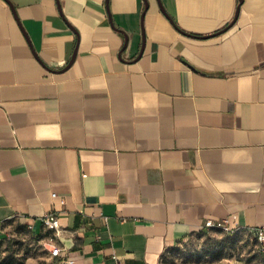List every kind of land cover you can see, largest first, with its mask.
<instances>
[{"label":"crops","instance_id":"obj_1","mask_svg":"<svg viewBox=\"0 0 264 264\" xmlns=\"http://www.w3.org/2000/svg\"><path fill=\"white\" fill-rule=\"evenodd\" d=\"M208 219L264 225V0H0V232L162 264Z\"/></svg>","mask_w":264,"mask_h":264},{"label":"rangeland","instance_id":"obj_2","mask_svg":"<svg viewBox=\"0 0 264 264\" xmlns=\"http://www.w3.org/2000/svg\"><path fill=\"white\" fill-rule=\"evenodd\" d=\"M45 235L14 220L0 232V264H65L50 258ZM162 264H264L248 229L204 228L189 234L161 257Z\"/></svg>","mask_w":264,"mask_h":264},{"label":"built area","instance_id":"obj_3","mask_svg":"<svg viewBox=\"0 0 264 264\" xmlns=\"http://www.w3.org/2000/svg\"><path fill=\"white\" fill-rule=\"evenodd\" d=\"M54 195V193H53ZM42 224L46 226L47 228L53 229L54 231H57L59 228V223L57 217L53 213H45L41 217ZM205 228H220L223 229L227 232H233L234 229L230 228L228 226V220L227 219H221L219 221H212V220H206L204 223ZM252 233L254 234L258 244H259V249L261 253L263 254L264 258V225L255 227L253 229H250ZM46 247L48 250V255L50 258H60L61 256V248L55 245L52 242V238H49L48 241L46 242ZM62 263L65 264H75L74 262L67 261L64 259H60Z\"/></svg>","mask_w":264,"mask_h":264},{"label":"water","instance_id":"obj_4","mask_svg":"<svg viewBox=\"0 0 264 264\" xmlns=\"http://www.w3.org/2000/svg\"><path fill=\"white\" fill-rule=\"evenodd\" d=\"M239 2H240V0H239ZM161 9L163 10V8H161ZM163 11H164V10H163ZM237 12H238V7H237V9H236L235 16H236Z\"/></svg>","mask_w":264,"mask_h":264},{"label":"trees","instance_id":"obj_5","mask_svg":"<svg viewBox=\"0 0 264 264\" xmlns=\"http://www.w3.org/2000/svg\"><path fill=\"white\" fill-rule=\"evenodd\" d=\"M23 225H25V224H23ZM215 229H218V228H215ZM53 259H57V258L54 257Z\"/></svg>","mask_w":264,"mask_h":264}]
</instances>
